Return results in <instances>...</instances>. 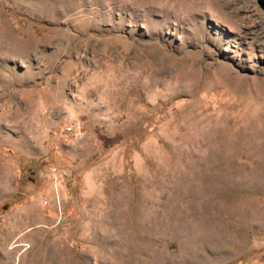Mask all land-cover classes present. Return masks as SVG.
Instances as JSON below:
<instances>
[{"label": "rangeland", "instance_id": "1", "mask_svg": "<svg viewBox=\"0 0 264 264\" xmlns=\"http://www.w3.org/2000/svg\"><path fill=\"white\" fill-rule=\"evenodd\" d=\"M0 264H264V0H0Z\"/></svg>", "mask_w": 264, "mask_h": 264}]
</instances>
